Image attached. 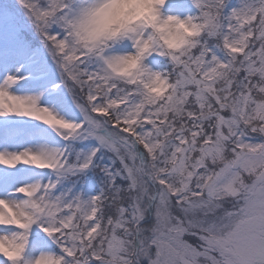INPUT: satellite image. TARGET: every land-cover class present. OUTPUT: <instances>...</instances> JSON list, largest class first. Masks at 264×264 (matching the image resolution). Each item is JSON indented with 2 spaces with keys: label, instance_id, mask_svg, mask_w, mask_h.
I'll return each mask as SVG.
<instances>
[{
  "label": "snow or ice",
  "instance_id": "obj_1",
  "mask_svg": "<svg viewBox=\"0 0 264 264\" xmlns=\"http://www.w3.org/2000/svg\"><path fill=\"white\" fill-rule=\"evenodd\" d=\"M17 3L70 100L62 115L13 92L22 77L0 79V117L34 118L65 142L0 150L5 169L50 173H0V264H264V0H193L186 46L133 30L121 55L81 43L89 0ZM128 53L136 70L113 73ZM153 54L163 70L144 63ZM33 225L46 240H30ZM41 244L55 248L25 258Z\"/></svg>",
  "mask_w": 264,
  "mask_h": 264
},
{
  "label": "bare ground",
  "instance_id": "obj_2",
  "mask_svg": "<svg viewBox=\"0 0 264 264\" xmlns=\"http://www.w3.org/2000/svg\"><path fill=\"white\" fill-rule=\"evenodd\" d=\"M169 1L165 0L160 10ZM182 1L190 2V0ZM121 53H123L121 50H106L108 55ZM8 55V51L0 46V79L9 73L22 77L12 86L13 92L37 96L40 106L56 110L63 115V110L58 102L63 96L56 80L50 74V67L42 66L37 58H31L27 63H31L29 68L20 69L21 72H16V69L10 64ZM57 137L55 130L34 118L14 114L0 117V150L22 151L25 149L58 148L60 142ZM0 173L5 174L17 184L28 183L37 179L44 181L46 176L50 174L47 169H38L24 164H18L15 169H5L0 166Z\"/></svg>",
  "mask_w": 264,
  "mask_h": 264
},
{
  "label": "clouds",
  "instance_id": "obj_3",
  "mask_svg": "<svg viewBox=\"0 0 264 264\" xmlns=\"http://www.w3.org/2000/svg\"><path fill=\"white\" fill-rule=\"evenodd\" d=\"M89 3L92 8L81 32V43L89 46L101 40L110 46V42L133 34V30L150 32L166 50H179L194 38V30L187 16H162L157 0H89ZM147 44L151 46L152 41L148 40ZM135 70L134 53H128L111 66V71L117 75Z\"/></svg>",
  "mask_w": 264,
  "mask_h": 264
},
{
  "label": "rangeland",
  "instance_id": "obj_4",
  "mask_svg": "<svg viewBox=\"0 0 264 264\" xmlns=\"http://www.w3.org/2000/svg\"><path fill=\"white\" fill-rule=\"evenodd\" d=\"M11 3H14V5H11ZM236 3L237 0H229V7L234 6ZM15 5H19L17 0H0V46L4 47L8 51V59L11 66L16 69V72H21L20 69H26L31 66V63L27 64L31 58L39 59L42 66L50 67V74L56 80L61 95L64 98L70 100L67 90L59 85V70L56 63L51 59L44 42L40 39L28 17L25 16L24 13L22 14L19 10L12 8ZM14 8L18 7L15 6ZM196 11L198 12V9L194 6L193 0H190V2H184L182 0H170L160 10V14L162 16L177 15L180 17H185L196 15ZM27 20L28 22H26ZM24 31L30 38L33 37L36 39V42L38 43L36 45H32V42L27 40V37L23 36L22 33ZM21 42H23V44ZM131 43L132 42L127 37H125L118 39L115 42H111L108 49L126 52L131 50ZM163 59H165L163 56L155 57V54H153L148 56L144 60V63L153 70H163V66H165ZM57 138L60 142L59 147H63L65 142L59 136ZM77 147H79V145H77ZM49 175L46 176L45 180L48 179ZM71 182L72 179L70 178L64 183L67 185ZM33 230L34 231L30 236V240L47 239L42 233L39 232V229L36 227V225H33ZM54 248L55 245L49 246V244H41L38 248H33L30 245L25 258L31 259L37 255L39 251H48L53 250Z\"/></svg>",
  "mask_w": 264,
  "mask_h": 264
},
{
  "label": "trees",
  "instance_id": "obj_5",
  "mask_svg": "<svg viewBox=\"0 0 264 264\" xmlns=\"http://www.w3.org/2000/svg\"><path fill=\"white\" fill-rule=\"evenodd\" d=\"M10 3V2H9ZM6 4H7V2H6ZM11 5H14V3H11ZM18 7V8H14V7ZM14 7H12L13 9H15V10H19L22 14L24 13L25 14V16H27L26 15V13H25V10H23L22 8H21V6L20 5H15ZM196 14H198V12L196 11L195 12ZM26 22H28V20L26 21ZM23 34V36H25V37H27V40H30V42H32L31 44L32 45H36L38 42H36V39H34L33 37H29L26 33H25V31L22 33ZM22 44H23V42H21ZM165 59H163V63H165V66H166V57H164ZM165 66H163V68L165 67ZM100 186V184H99V182L97 183V185H96V187L98 188Z\"/></svg>",
  "mask_w": 264,
  "mask_h": 264
}]
</instances>
